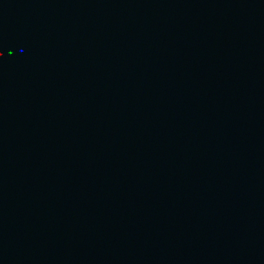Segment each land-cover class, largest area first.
Segmentation results:
<instances>
[{
    "label": "water",
    "instance_id": "obj_1",
    "mask_svg": "<svg viewBox=\"0 0 264 264\" xmlns=\"http://www.w3.org/2000/svg\"><path fill=\"white\" fill-rule=\"evenodd\" d=\"M0 264H264V0H0Z\"/></svg>",
    "mask_w": 264,
    "mask_h": 264
}]
</instances>
